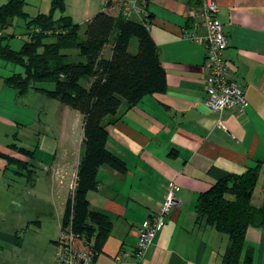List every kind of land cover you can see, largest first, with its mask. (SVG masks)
Here are the masks:
<instances>
[{"label":"crops","instance_id":"crops-1","mask_svg":"<svg viewBox=\"0 0 264 264\" xmlns=\"http://www.w3.org/2000/svg\"><path fill=\"white\" fill-rule=\"evenodd\" d=\"M102 1L65 0V13L83 27L100 10L122 13L120 2L106 6ZM201 1L148 0L145 6L152 15L150 32L166 69L167 89L148 94L129 108L123 106L108 124L107 147L122 157L128 168L120 173L102 165L98 189L87 193L91 206L113 220L93 264H223L227 235L197 220L198 195L227 173H243L260 164V179L264 175V0H216L228 37L227 76L241 84L246 98L244 109L224 111H212L205 103L209 75L206 45L186 35L204 32L202 25H195V20L201 21ZM143 17L134 13L130 18ZM24 95H18L0 76V243H6L1 246L0 264H54V244L83 149L71 172L66 162L58 188L46 191L36 187L40 175L31 182L30 175L35 172L27 169L33 167L35 156L34 147H30V118L27 120L22 111L15 113L24 103ZM60 104L62 129L67 130L72 114L80 120L82 148V115ZM21 148L34 153L30 156ZM48 169L52 177L51 166ZM171 183L180 187L178 202L145 257L137 260V228L159 211ZM66 184L67 192L62 187ZM49 191L58 193L53 196ZM41 194H45L44 203L53 204L48 202L40 210ZM44 215L53 219L50 224L54 227L45 234L44 248L38 247L37 255L28 244L30 227L45 225ZM246 249L252 251L251 264H264V227L247 228L242 258Z\"/></svg>","mask_w":264,"mask_h":264},{"label":"trees","instance_id":"trees-1","mask_svg":"<svg viewBox=\"0 0 264 264\" xmlns=\"http://www.w3.org/2000/svg\"><path fill=\"white\" fill-rule=\"evenodd\" d=\"M147 2L139 0L145 10L142 19L106 10L96 12L85 22L83 35L81 24L65 13V0H51L48 11L33 15L25 10L26 0L0 3V63L22 67L0 76L18 95L33 89L82 114L83 151L61 230L69 227L77 243L93 251V260L103 249L113 220L91 206L87 193L98 189L102 165L120 173L128 168L126 161L107 147L108 124L123 106L129 108L144 96L167 89L166 69L150 32L152 15L146 10ZM56 9L60 10L57 17ZM18 20L23 21L25 36L15 49L10 40L16 33L7 30ZM43 81H52L54 86L39 84ZM20 150L30 156L34 153L33 149ZM27 169L30 172L32 167ZM260 171L257 164L243 173H227L198 195L197 220L227 235L223 264L252 263V251L246 249L243 258L242 252L247 228L264 227V188L261 200H253Z\"/></svg>","mask_w":264,"mask_h":264},{"label":"rangeland","instance_id":"rangeland-1","mask_svg":"<svg viewBox=\"0 0 264 264\" xmlns=\"http://www.w3.org/2000/svg\"><path fill=\"white\" fill-rule=\"evenodd\" d=\"M3 1V0H1ZM0 1V2H1ZM25 10H27L31 15L36 14L38 11H48L51 7V0H26ZM103 2V1H102ZM55 15H60V10L56 9L54 12ZM83 24L81 25L80 33L83 35ZM25 29L23 28V21L18 20L17 24L7 30V32H15L16 36L11 38L10 44L13 48H20L22 42ZM136 47V40L133 39L131 44V49L134 50ZM76 53L75 49L73 50ZM107 52V51H106ZM0 73L1 74H10L13 71H21V66H14L11 64H5L4 61L0 63ZM39 84L44 85L46 87H53L54 83L52 81H43ZM21 100L24 101L22 106L15 110V113L18 111L24 114L25 118L28 120L30 118V147H34V165L32 167V172H35V175H30V181H33V177L36 178L37 175H40V179L38 181V185L36 187H41V189H46L48 187L58 188L57 184L59 183V177L63 171L64 167H67L68 171H72L73 166L76 164L80 153H81V140H80V131H81V122L77 119L75 114L69 116V125L67 130L65 131L61 127L62 114L59 110V101L55 98H50L39 91H35L33 89L30 90L29 93L24 95ZM71 109L72 113H76L80 115L81 112L74 108ZM80 113V114H79ZM82 115V114H81ZM80 117V116H79ZM65 132V133H64ZM49 166H51V170L53 171V176L48 174ZM264 173V170H263ZM56 176V177H55ZM48 177V179H47ZM257 184L255 193H254V202H259L260 197L262 196L263 186H264V175ZM67 183L69 178L68 173H66ZM63 188H66V192L68 191V184L63 185ZM50 192V191H49ZM51 193V195L57 194ZM45 194L38 195L39 196V204L37 207L41 210L43 209L42 205L46 203H52L53 201L43 202ZM32 196L30 195V204L33 203ZM55 208L57 207L54 204ZM36 207V206H35ZM54 208V209H55ZM33 210V205H30V212ZM49 212V211H48ZM56 214V213H55ZM41 218H43V214H41ZM46 224L41 228H34L35 226L32 224L30 227V250L39 255L40 251H38V247H42L43 241L45 242L47 237L45 234L49 232L54 225H51L53 219L46 218ZM51 217V216H50ZM36 232V233H35ZM35 234V235H34ZM29 240V239H28ZM1 246H6V243H0V250L3 249ZM8 248V247H7ZM44 248V246L42 247Z\"/></svg>","mask_w":264,"mask_h":264},{"label":"built area","instance_id":"built-area-1","mask_svg":"<svg viewBox=\"0 0 264 264\" xmlns=\"http://www.w3.org/2000/svg\"><path fill=\"white\" fill-rule=\"evenodd\" d=\"M105 4L120 2L122 13L132 17L134 13L144 14L139 0H103ZM192 15L195 13L192 11ZM195 25H202L204 32L189 31L186 35L192 39L203 41L206 45V59L209 65V75L205 79V103L212 111L228 109H244L246 98L241 84L227 76L228 62L225 50L228 47V37L224 24L219 17V6L216 0L201 1V21L195 20ZM75 183H73L72 188ZM177 183H171L164 201L151 217L144 220L137 228V240L134 256L137 260L145 257L146 251L165 223V219L172 207L178 202ZM74 233L69 227L62 229L55 241L54 264H93V251L77 243Z\"/></svg>","mask_w":264,"mask_h":264}]
</instances>
